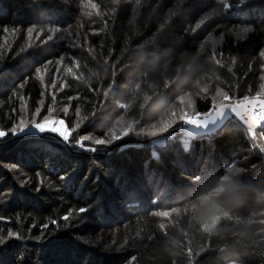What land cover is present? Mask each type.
<instances>
[{
    "label": "trees",
    "instance_id": "1",
    "mask_svg": "<svg viewBox=\"0 0 264 264\" xmlns=\"http://www.w3.org/2000/svg\"><path fill=\"white\" fill-rule=\"evenodd\" d=\"M187 3L0 0V71L8 69L0 129L37 108L42 120L51 105L73 139L45 134L63 149L54 175L39 149L10 133L0 139V234L23 237L0 246V264H20L21 256L27 264H264V128L249 135L232 118L210 137L187 139L179 129L180 120L202 119L212 101L226 100L224 92L235 100L260 91L264 0L227 12L219 0L185 10ZM81 135L124 137L110 151L84 141L100 148L93 153L75 146ZM65 174L74 177L69 188ZM41 178L46 195L38 202L12 198L14 190L39 195ZM117 178L138 186L139 198L124 199ZM226 189L249 191L230 203ZM101 199L110 206L106 219L79 212Z\"/></svg>",
    "mask_w": 264,
    "mask_h": 264
},
{
    "label": "snow or ice",
    "instance_id": "2",
    "mask_svg": "<svg viewBox=\"0 0 264 264\" xmlns=\"http://www.w3.org/2000/svg\"><path fill=\"white\" fill-rule=\"evenodd\" d=\"M220 4L222 5L223 9L227 12L231 10L233 7L236 9H239L243 11L246 6L249 4V0H238V3L235 5H232L228 2V0H219ZM204 0H188V3L185 4V10L193 9V8H199L203 5ZM94 6V5H93ZM170 15H176V13H171ZM204 23L203 20H200L196 23L195 28H193V32H195L197 29L201 27V25ZM29 33L33 31V27H29L27 29ZM51 32L55 33L60 31L58 27L52 28L50 30ZM242 32H250L252 31L251 27H244ZM49 40L52 39V36L48 37ZM260 56L264 57V50L260 52ZM215 59V57H213ZM63 59V58H61ZM49 63H51L49 61ZM219 63V61H217ZM229 71L232 69L229 68ZM8 69L5 67L3 71H0V76L4 74V72H7ZM37 75H39L40 69L37 68L36 70ZM261 79H264V76L261 77ZM61 88L64 87L63 84L60 85ZM224 96H226V100H224L222 103L212 101V110L208 113L203 114V118H199V116L196 118L198 121H200L199 126L196 124H187L184 120H180L179 123L182 125H194L197 129H206L208 125H216L217 121H223L225 120L229 114H234L236 117H238L245 125H247V130L249 134L252 133L253 127H251L248 123L249 119V113H248V107H255V101L256 97H261V103L259 105L260 114L258 116L259 121H264V84L260 85V91L257 92L256 97L252 96H245L243 98L233 99L229 93L224 92ZM53 100H55V95H53ZM64 111L67 112L68 108L65 107ZM53 112V107L49 105L48 108V115H43L42 120L38 119V116L40 115V108H37L36 112L32 114V117L30 120H25L23 117H21L20 124L16 125L13 124L12 128L9 130L0 129V139L6 138L9 133L17 137L18 140L14 141L18 142L21 146L27 147L29 149L37 148L41 152H43L47 156V163L49 165V175H54L57 172V169L62 165L63 160V149H57L53 145L49 144L45 139L44 136L46 134V126L48 125L49 121L52 123V127L47 129V132L49 134H55L59 138H61L64 143L68 145L73 144V139L70 138V136L67 134L66 131L58 130L56 128V124L59 123L61 125H64L65 121L58 118H53L51 116V113ZM77 112H79V109H77ZM255 115V114H253ZM187 119V117H186ZM258 122V121H257ZM177 124V123H176ZM175 124V125H176ZM80 124L78 123L75 128L72 129V131H75L76 128H79ZM172 131L176 132V127L174 125L172 126ZM219 129L214 127L211 129L212 133H216ZM37 133V135L33 136L32 133ZM189 136L197 135L196 133L189 132ZM124 136H118L116 139H112L109 136H106L105 138H93L89 135H81L77 138H75V146L79 147L85 151H90L93 153H97L100 151L99 147H91L84 144V141L91 140L92 144L95 146H107L109 148V151L111 150V147L115 144V142L119 139H123ZM154 143H158L160 145L164 144V140H158L154 141ZM120 145H116V147H119ZM184 149H188L187 142L184 143ZM155 156L156 153H153ZM97 158V157H94ZM12 168L15 167V165L11 166ZM37 176H41L40 173H37ZM61 181H64L65 187L69 188L71 184L73 183L74 177L70 174H65L60 177ZM25 181H21V186L25 184ZM117 186L120 188L122 197L126 200H133L139 198V187L132 185L130 186L127 182H125L123 185H121L120 179L117 178ZM44 187V180L41 178L40 180V186L36 188V192L39 195H32L30 196L28 192H19V191H13L12 198L14 199L17 195L20 197H23L26 201H34L38 202L40 196L46 195V193L43 191ZM7 195V193H0V197ZM109 205L103 200H99L92 208L87 209L85 207L79 208L80 213H85L86 211L91 214L93 218H99L101 220H104L108 216L109 211ZM71 217V213L68 214V216H65L64 219L67 220ZM6 218L3 216H0V220H5ZM52 223H56V221H52ZM45 228L48 226L45 225ZM29 232H31V229H29ZM47 235V233H41L40 236H37L36 239L38 241L44 240V237ZM21 240L23 237L20 235L19 232L13 231L12 229H9L7 232V235L0 234V246L3 247H13V245L9 244L10 240ZM59 237H56V239H48L47 244L44 246L47 247L48 245L55 244ZM15 247H18V245H15ZM0 251H2V248H0ZM136 258L132 257V261H134ZM9 264H13L12 261L9 262ZM20 264H27V260L24 256L20 257ZM131 264V261L129 262Z\"/></svg>",
    "mask_w": 264,
    "mask_h": 264
},
{
    "label": "water",
    "instance_id": "3",
    "mask_svg": "<svg viewBox=\"0 0 264 264\" xmlns=\"http://www.w3.org/2000/svg\"><path fill=\"white\" fill-rule=\"evenodd\" d=\"M261 103V100H256L255 101V107H248V113H249V119H248V123L251 127H253V131L251 134L252 135L256 130L258 129H263L264 128V121H259L258 120V116L260 114V109H259V105ZM255 114V115H253ZM236 119L248 132L247 130V125H245L243 123V121H241L238 117H236L234 114H229V116L223 120V121H217L216 125H208V127L206 129H197L194 125H182L183 126V131H184V135L187 139H193L196 137H210L214 134H216L222 127L223 125L230 119ZM259 118H264V117H259ZM258 121V122H257ZM185 123L187 124H196L197 126H199L200 121L198 120H190V119H186ZM214 127L218 128L219 130L216 133H212L211 129H213ZM192 132V133H196L197 135L194 136H189L188 133ZM249 133V132H248Z\"/></svg>",
    "mask_w": 264,
    "mask_h": 264
},
{
    "label": "clouds",
    "instance_id": "4",
    "mask_svg": "<svg viewBox=\"0 0 264 264\" xmlns=\"http://www.w3.org/2000/svg\"><path fill=\"white\" fill-rule=\"evenodd\" d=\"M249 190L247 189H238L236 191H233L231 189L225 190V198L230 203H235L238 198L243 197ZM242 202V200H241ZM236 206H240V204H236Z\"/></svg>",
    "mask_w": 264,
    "mask_h": 264
},
{
    "label": "rangeland",
    "instance_id": "5",
    "mask_svg": "<svg viewBox=\"0 0 264 264\" xmlns=\"http://www.w3.org/2000/svg\"><path fill=\"white\" fill-rule=\"evenodd\" d=\"M187 119L192 120V119H194V118L188 117ZM51 127H52V123H51V121H50V122L48 123V125L46 126V133H48V132H47V129H48V128H51ZM56 128H57L58 130L66 131L67 134L69 135V132L66 130V128H65L64 125H61V124L57 123V124H56ZM179 129H182V131H183V126L180 127ZM33 133H34V132H33ZM183 133H184V131H183ZM34 134H37V133H34Z\"/></svg>",
    "mask_w": 264,
    "mask_h": 264
}]
</instances>
